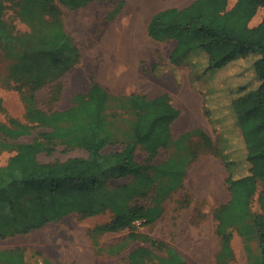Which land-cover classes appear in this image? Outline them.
<instances>
[{"label":"trees","instance_id":"obj_1","mask_svg":"<svg viewBox=\"0 0 264 264\" xmlns=\"http://www.w3.org/2000/svg\"><path fill=\"white\" fill-rule=\"evenodd\" d=\"M94 1L109 0H59L70 10L84 8ZM34 2L41 3L38 11L46 15L47 34L37 43L20 44L23 54L20 62L11 67V76L32 68V85L37 89L53 80L47 76L50 69L61 75L73 68L79 52L63 28L60 9L50 0H26L28 6ZM123 4L119 2L115 14ZM5 8L0 0V34ZM260 8L262 21L250 27V20ZM147 32L154 41L175 42L170 65L188 67L189 83L203 97V112L211 125L219 129L214 151L225 163L230 198L214 212L216 235L221 242L217 264H228L233 255V231L245 238L256 236L264 258V0H236L232 7L229 0H194L184 8L154 14ZM234 68L240 71L231 74ZM249 71L257 85L246 89L235 84L233 88L234 82ZM116 100L91 78L88 92L75 93L72 105L65 110L45 112L32 105L28 107L27 120L43 129L37 140L9 143L8 138L29 135L32 126L0 125L4 136L0 138V150H14L7 164L0 166V239L27 234L73 213L90 217L110 210L114 219L101 228L107 232L129 229L138 220L150 223L151 214L142 207H130L129 203L150 189L159 177L170 174L169 189L177 187L180 175L172 177L174 162L150 167L139 164L135 152L141 146L154 158L159 149L166 148L171 141L170 126L179 114L166 95L154 99L128 96L126 106L135 114L130 140L123 150L103 155V148L118 143L111 139L106 116L111 102ZM203 139L208 144L209 140ZM54 143L83 149L88 156L40 163L37 155L50 152L49 145ZM105 173L114 179L132 176L135 183L109 188L99 181ZM255 199L258 212L252 211ZM150 245L158 246V242L151 240ZM152 255L149 247H137L129 254L127 264H148ZM0 259L7 264H25L19 250L0 252ZM156 264L185 262L171 252Z\"/></svg>","mask_w":264,"mask_h":264},{"label":"rangeland","instance_id":"obj_2","mask_svg":"<svg viewBox=\"0 0 264 264\" xmlns=\"http://www.w3.org/2000/svg\"><path fill=\"white\" fill-rule=\"evenodd\" d=\"M2 1L6 8L1 24L3 33L0 34V125L31 124L26 118L30 105L45 112L65 110L72 105L75 93L88 92L91 78L103 89L108 81L112 90L119 91V94H113L105 89L117 98L111 102L106 116L110 122L111 139L118 143L101 150V154L110 155L123 150L133 131L135 114L126 106L128 96L137 94L153 99L163 94L179 114L170 126L171 141L166 148L159 149L154 158L138 146L135 160L148 167L174 162L172 177L180 175V179L177 187L169 189L171 175L159 177L150 189L129 203L130 207H142L151 214L150 223L138 220L129 229L107 232L101 228L114 219L110 210L90 217L73 213L27 234L0 239V247L16 248L28 264H127L129 254L140 246L149 247L153 252L148 264L168 258L171 252L179 254L185 264H217L221 242L216 235L214 212L230 198L225 163L214 151L219 129L205 116L203 97L191 87L188 67L170 65L173 41H154L146 32V21L152 13L166 7L181 8L194 0H155L156 5L144 12V21L141 20L140 24L134 22L135 14L131 12L115 14L114 8L124 0L94 1L77 10H70L59 0H50L60 9L63 28L77 48L79 59L73 68L61 75L50 69L47 76L53 80L37 89L32 85V68L11 76V67L20 62L23 54L20 44L37 43L47 34L46 15L38 11L40 2L28 6L26 0ZM235 2L229 0V7ZM262 18L263 9L260 8L249 26H257ZM239 71L234 68L230 73ZM235 84L251 89L257 81L249 71L240 81L234 82L233 88ZM191 105L195 106L201 123L177 128V123ZM224 124L222 121L221 125ZM31 126L29 135L8 138L7 142L37 140L43 129L35 123ZM1 137L4 138L0 133ZM204 137L209 140L208 144ZM49 146L50 152L37 155L40 163L65 162L88 156L83 149L61 143ZM13 154L12 148L0 150V166L6 165ZM200 170L206 188L205 184L201 187L195 184L196 172ZM149 173L152 175V170ZM213 176L217 179L216 186L211 184ZM99 181L109 188L135 183L132 176L114 179L109 173L100 176ZM252 211L258 212L256 199ZM151 240L157 241L158 246L151 247ZM230 247L233 255L228 264H264L256 236L245 238L233 231Z\"/></svg>","mask_w":264,"mask_h":264},{"label":"crops","instance_id":"obj_3","mask_svg":"<svg viewBox=\"0 0 264 264\" xmlns=\"http://www.w3.org/2000/svg\"><path fill=\"white\" fill-rule=\"evenodd\" d=\"M109 1H112V0H109ZM133 1H135V2H133ZM140 2V3H138V2ZM146 1V2H145ZM97 2H103V1H97ZM154 2H155V0H124V4H123V7H122V9H121V11L118 13V14H120L122 11H126V12H131V13H133V14H135V18H137V17H140L141 18V20H143L144 21V12L145 11H148V9L150 10L151 9V7L153 6V5H155L154 4ZM138 3V4H137ZM144 3V4H143ZM192 3V2H191ZM190 3V4H191ZM137 4V5H136ZM189 5V4H188ZM188 5H186V6H188ZM118 6V5H117ZM117 6L114 8V10L117 8ZM186 6H184V7H186ZM184 7H181V8H184ZM169 8H176V7H166V8H163V9H160L159 11H162V10H165V9H169ZM181 8H178V9H181ZM113 10V11H114ZM139 11H140V13H139ZM159 11H156V12H154V13H152L150 16H149V18L147 19V21H146V32H147V26H148V24H149V22H150V20H151V18H152V16L154 15V14H156V13H158ZM142 13V14H141ZM140 16H139V15ZM147 35H148V32H147ZM148 37H149V35H148ZM153 40V39H152ZM173 44H174V47H175V42L173 41ZM173 47V48H174ZM172 51V50H171ZM171 51H170V53H171ZM169 56H170V54H169ZM109 84H108V81H105V89H107V90H109L110 91V93H113V94H119V91H117V90H112L109 86H108ZM108 88H110V89H108ZM163 95V94H162ZM161 96V95H160ZM156 98V97H155ZM154 99V98H153ZM172 105V104H171ZM173 106V105H172ZM174 107V106H173ZM175 108V107H174ZM15 250H17L16 248H6V247H0V252H11V251H15ZM23 262L25 263V264H28V262L26 261V259H24L23 258ZM0 264H7V263H5V262H3V260L2 259H0Z\"/></svg>","mask_w":264,"mask_h":264},{"label":"bare ground","instance_id":"obj_4","mask_svg":"<svg viewBox=\"0 0 264 264\" xmlns=\"http://www.w3.org/2000/svg\"><path fill=\"white\" fill-rule=\"evenodd\" d=\"M141 1V0H140ZM133 2H135V1H133ZM138 2V1H137ZM146 2V1H145ZM138 3H140V2H138ZM137 3V4H138ZM136 4V5H137ZM144 4V3H143ZM156 5V4H155ZM156 7V6H155ZM142 14V13H141ZM140 14V15H141ZM139 15V14H138ZM139 15V16H140ZM146 15V14H145ZM135 17V16H134ZM125 19V18H124ZM134 20V22H136V23H138V24H140L141 23V18L140 17H137V18H134L133 19ZM129 23V22H128ZM142 23H143V21H142ZM126 24V23H125ZM135 24V23H134ZM133 24V25H134ZM127 26V25H126ZM141 27V26H140ZM139 27V28H140ZM137 30H140V29H137ZM129 33H131V32H129ZM134 33V32H133ZM139 33V32H138ZM143 34V33H142ZM136 35V34H135ZM131 38V37H130ZM133 38V37H132ZM126 40V39H125ZM130 42V41H129ZM134 42V41H133ZM140 42V41H139ZM138 42V43H139ZM142 44V43H141ZM129 45V44H128ZM134 45V44H133ZM130 46H131V43H130ZM139 46H141V45H139ZM143 46V45H142ZM136 47H137V45H136ZM132 49V48H131ZM140 50H141V48H140ZM139 50V51H140ZM134 51V50H133ZM138 51V52H139ZM134 53V52H133ZM141 55V54H140ZM121 71V70H120ZM124 71V70H123ZM120 73V72H119ZM115 75V74H114ZM119 75V74H118ZM144 84V83H143ZM155 86V85H154ZM152 89V88H151ZM158 92V91H157ZM195 123H201V121L199 120V118H198V116H197V111H196V108H195V106L194 105H191L188 109H187V113L186 114H184L182 117H181V119L179 120V122L177 123V128H179V129H181V128H183V127H185V126H187V125H191V124H195ZM204 179H205V177H203V173L201 172V170L200 171H197L196 172V178H195V184H196V186L197 187H201V186H203L204 184L206 185V182L204 181ZM211 180H212V183L211 184H213L214 186H216V178L213 176L212 178H211ZM210 180V181H211ZM204 185V186H205ZM207 187V185L205 186V188ZM210 190V189H209ZM197 253H199V252H197Z\"/></svg>","mask_w":264,"mask_h":264}]
</instances>
